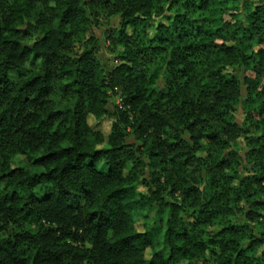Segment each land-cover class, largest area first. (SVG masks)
<instances>
[{
  "label": "clouds",
  "instance_id": "clouds-1",
  "mask_svg": "<svg viewBox=\"0 0 264 264\" xmlns=\"http://www.w3.org/2000/svg\"><path fill=\"white\" fill-rule=\"evenodd\" d=\"M33 262L264 264V0H0V264Z\"/></svg>",
  "mask_w": 264,
  "mask_h": 264
},
{
  "label": "trees",
  "instance_id": "trees-1",
  "mask_svg": "<svg viewBox=\"0 0 264 264\" xmlns=\"http://www.w3.org/2000/svg\"><path fill=\"white\" fill-rule=\"evenodd\" d=\"M190 46V45H189ZM44 155H50V153H44L43 155H38L37 157H36V159H43L44 158ZM36 174H38V175H42V174H44V173H36ZM7 175H11V173H8ZM33 264H34V262H33Z\"/></svg>",
  "mask_w": 264,
  "mask_h": 264
}]
</instances>
